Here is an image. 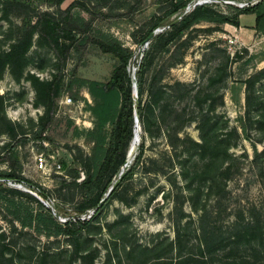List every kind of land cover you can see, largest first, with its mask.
<instances>
[{"label":"rangeland","instance_id":"obj_1","mask_svg":"<svg viewBox=\"0 0 264 264\" xmlns=\"http://www.w3.org/2000/svg\"><path fill=\"white\" fill-rule=\"evenodd\" d=\"M185 1L189 11L212 4L230 18V4L264 3L0 0V174L21 175L74 216L85 209L82 219L109 178L121 179L76 237L58 231L66 219L25 182L0 188V264H264V35L246 14L239 27L198 20L163 47L154 37L163 29L147 37L157 17ZM103 35L133 53L141 109L125 166L97 181L87 131L98 126L93 109L120 64L101 48ZM112 129L104 127L108 141Z\"/></svg>","mask_w":264,"mask_h":264},{"label":"trees","instance_id":"obj_2","mask_svg":"<svg viewBox=\"0 0 264 264\" xmlns=\"http://www.w3.org/2000/svg\"><path fill=\"white\" fill-rule=\"evenodd\" d=\"M189 3L190 2L187 1L179 3L163 16L157 17L156 22L152 25L147 37L152 36L155 30L157 31L158 29H163L154 36L156 38V42L165 38V41L162 43L163 47L170 43L174 36L183 33L198 20L229 23L239 27V17L243 14H255V29L264 35L263 1L252 5L249 4L248 6L244 7H238L237 4L228 5L236 10V17L234 18H230L225 14L216 13L211 9V6H209L212 4L198 5L195 6L193 10L188 11L186 7ZM47 17L49 24L53 26V31L51 34L55 33L56 35H60L62 29L61 26L56 23L52 16L47 15ZM105 36L106 35L102 36L105 38V40L100 43L101 48L104 51L112 52L117 55L120 60V64L114 69L112 77L106 85L107 89L104 94L103 102L93 109L98 119V126L96 129L87 131V138L94 142L93 151L88 163L89 168L96 175L97 181H100L109 171L112 172V175L118 174L120 172V167L125 166L127 159V148L129 146L130 139L133 136L134 108L136 106V108L141 109L140 100L138 101V105H136L135 101L133 100V87L131 81L132 73L128 69L130 61L133 57V53L122 46L115 39ZM147 52L148 51H146V53ZM148 66L149 62L146 60V57H144L139 63L138 72L135 75L136 80L139 81L141 79ZM136 95L138 97L141 95L139 88ZM107 124L113 126L110 141H108L107 135L104 132V127ZM43 130H45V128H43ZM140 154L141 151L138 152L133 163L129 166V169H126L124 174L125 176L122 181L127 176H132L134 174V168L140 159ZM94 174L88 177L83 182V184L91 185L92 179L96 178ZM10 181L25 182L31 190L38 193L45 201L51 204L52 206L49 207V210L58 211V215L66 219L63 227L58 226V231L67 235H72L73 237H76L88 227L93 217L99 211V203L102 202L104 195L113 186V180L112 178H109L107 184L103 188V191H101L95 201V204L93 205L94 214L89 218L85 215V219H82L80 216L83 215V213L87 214L85 209L80 210V212L74 216L60 205L53 203L50 195L42 188L30 181H24V178L21 175L8 173L0 174V188L13 191L14 189L8 186ZM115 191L116 189L111 193V195H113ZM105 203L106 202H104L102 206ZM15 215V217L21 221L20 215ZM22 223L26 226L32 225L31 220H24Z\"/></svg>","mask_w":264,"mask_h":264},{"label":"built area","instance_id":"obj_3","mask_svg":"<svg viewBox=\"0 0 264 264\" xmlns=\"http://www.w3.org/2000/svg\"><path fill=\"white\" fill-rule=\"evenodd\" d=\"M210 0H199V2L198 3H201V2H209ZM247 5V4H246ZM192 7V5L191 4H188V6L186 7V9L189 11V9ZM236 42H237V39L235 38V39H229V43L230 44H236ZM37 160H38V162H39V167L40 168H42V167H44L46 164V162H45V156H44V154H42V153H40V154H38L37 155Z\"/></svg>","mask_w":264,"mask_h":264},{"label":"water","instance_id":"obj_4","mask_svg":"<svg viewBox=\"0 0 264 264\" xmlns=\"http://www.w3.org/2000/svg\"><path fill=\"white\" fill-rule=\"evenodd\" d=\"M121 179H118L114 185L109 189V193L108 195L104 198V200L101 202L103 203L110 195L111 193L115 190V188L118 186V183L120 182ZM32 194H34V196L38 197V195L36 193H33L32 191H30Z\"/></svg>","mask_w":264,"mask_h":264},{"label":"crops","instance_id":"obj_5","mask_svg":"<svg viewBox=\"0 0 264 264\" xmlns=\"http://www.w3.org/2000/svg\"><path fill=\"white\" fill-rule=\"evenodd\" d=\"M246 14H243V15H241L240 16V21H241V23L242 22H244V16H245ZM254 19H256V18H254ZM255 22H253V24H254ZM253 24L252 25H250V26H253ZM241 28V27H240Z\"/></svg>","mask_w":264,"mask_h":264},{"label":"bare ground","instance_id":"obj_6","mask_svg":"<svg viewBox=\"0 0 264 264\" xmlns=\"http://www.w3.org/2000/svg\"><path fill=\"white\" fill-rule=\"evenodd\" d=\"M137 135H139V133H137Z\"/></svg>","mask_w":264,"mask_h":264}]
</instances>
